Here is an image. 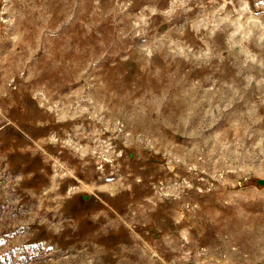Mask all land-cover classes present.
I'll return each mask as SVG.
<instances>
[{"label":"rangeland","instance_id":"rangeland-1","mask_svg":"<svg viewBox=\"0 0 264 264\" xmlns=\"http://www.w3.org/2000/svg\"><path fill=\"white\" fill-rule=\"evenodd\" d=\"M0 264H264V0H0Z\"/></svg>","mask_w":264,"mask_h":264}]
</instances>
